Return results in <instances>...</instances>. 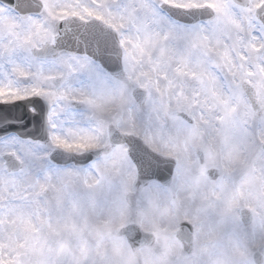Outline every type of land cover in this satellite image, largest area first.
Returning <instances> with one entry per match:
<instances>
[{
    "label": "snow or ice",
    "instance_id": "6c2138e0",
    "mask_svg": "<svg viewBox=\"0 0 264 264\" xmlns=\"http://www.w3.org/2000/svg\"><path fill=\"white\" fill-rule=\"evenodd\" d=\"M0 264H264V0H0Z\"/></svg>",
    "mask_w": 264,
    "mask_h": 264
}]
</instances>
